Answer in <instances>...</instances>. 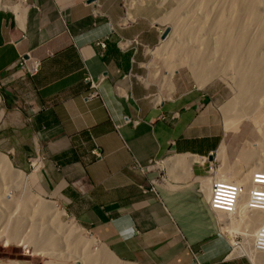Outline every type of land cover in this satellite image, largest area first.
I'll use <instances>...</instances> for the list:
<instances>
[{
	"label": "crops",
	"instance_id": "crops-1",
	"mask_svg": "<svg viewBox=\"0 0 264 264\" xmlns=\"http://www.w3.org/2000/svg\"><path fill=\"white\" fill-rule=\"evenodd\" d=\"M98 2L0 0V110L18 121L2 128L1 140L13 132L35 138L23 149L39 147L57 201L120 261L252 264L231 255L202 189L204 157L226 131L216 101L191 89L157 104L149 73L161 35L124 23L120 0ZM89 74L104 77L100 97L88 96ZM163 173L156 191H146Z\"/></svg>",
	"mask_w": 264,
	"mask_h": 264
},
{
	"label": "rangeland",
	"instance_id": "rangeland-1",
	"mask_svg": "<svg viewBox=\"0 0 264 264\" xmlns=\"http://www.w3.org/2000/svg\"><path fill=\"white\" fill-rule=\"evenodd\" d=\"M96 1L99 3L98 0ZM192 1L193 6L195 7H192L190 11L194 12L197 5L195 0ZM119 4L122 14L121 17L124 23L129 20L146 23L148 26L152 27L153 32L157 37L158 35H162L167 27H173L175 21L172 20L171 22L169 20L171 19L169 17L173 15L172 13L177 11V13L180 14H187V10H184V12L180 10L179 12L178 6L180 3L177 2V0H120ZM167 15L169 17L166 18ZM171 35L172 31L169 32L168 37ZM169 39L170 38L167 39V37L164 39L160 38L159 40L156 38L155 43L157 44L153 47V55L150 63L152 70L149 73V79L153 88L154 98L156 97L155 101L159 97H162L163 99L171 98L178 90L187 91L194 89L209 92V94L212 95V99L217 103L218 110L221 114L222 125L226 130L224 131L225 133L220 148L214 157L216 160L213 161L219 167L217 177H221L220 179L223 177L230 180L241 181V171L247 173L253 170L255 167L253 162L264 159V135H262L261 131L257 128L256 117L254 115L257 114L259 110L256 113L246 111V113L241 116H239V114L235 115L237 112L239 113L240 108L239 111L236 109V111L233 109L230 111L228 110L230 113V121L226 115L225 108L230 102L236 99L238 88L236 85L237 82L228 75L230 74L229 70H226V72L219 71L204 80H198L196 76V78L194 77L187 66L188 62L182 60L180 53H178L179 51L172 60V62H174L172 63L170 61L169 54L175 49L176 45L175 42L173 43L174 39ZM167 41L168 45L166 44ZM177 49L178 48H176V50ZM173 67H175L176 71H174L175 74L171 80L172 83L169 84L166 74L171 70L173 71V69H171ZM227 71L229 73H227ZM0 102H2L1 96ZM20 116L23 118V114H20ZM17 122V118L13 116L12 113H9L8 118V114L2 115L0 110V133L2 128L6 127V125L10 123L17 124ZM28 134L29 139L25 132H13L12 134L10 133L9 140L5 141L1 140L0 134V157L9 164L13 173L21 175L19 178V175L17 174L18 176L15 178L16 175L10 176L4 169L5 167L0 168V219L6 222L5 228L0 225V234H3V238L0 239V258L13 260L12 262H9V264L14 262L28 264L25 260L28 261L29 264H58L55 261L56 257L54 256H59L61 257L60 262L62 261V264H78L74 255L79 254V256L85 261L86 256L80 251L82 250L81 246L86 239L89 242L90 250L95 252L106 250V252H108L118 263L130 264L118 260L107 244L99 242L96 236L78 225L68 216L66 209L57 201L54 193H52L48 186L45 160H38V156L35 154V150L38 151L39 147L37 145L35 146L36 148L30 146L26 152L23 149L25 146L23 144L30 141L33 142V139L35 140L30 133ZM6 135L7 134L5 133V136ZM258 145L261 146L257 149L253 148ZM248 152H253L254 160L250 159L251 162L245 158ZM249 162L251 163L250 166H248ZM210 163L211 161L207 159L206 165L208 164V167ZM254 171L255 170H253V172ZM252 174L251 171L249 174L250 176L248 175L249 178ZM39 201H45L58 209V212L61 213L59 224L46 220L41 223L39 219L33 217L35 211L34 214L39 215L37 212L38 208H36V202ZM251 211L249 210L250 213H252ZM246 213L236 211V214H234L233 212L221 213L218 211L221 222V230L219 234H222L223 236L227 235L224 237L230 242L228 243L231 246L230 251L232 256H244L245 258L247 256L243 253H236L237 247L240 251L241 249L239 247L246 242L245 234L247 232L245 231L249 230L248 219L246 218L248 217V214ZM19 219L22 222V230H17L16 235H18V237H9V235L14 234L12 231L16 229L15 221ZM37 220L39 222H36ZM23 221H26L25 224ZM61 223L64 224V227L67 223L70 225L74 224V227L79 226L81 228L79 231L83 233L84 239L80 241L77 235L74 237L70 235L75 233L76 230L74 229L59 230L58 226L61 225ZM48 230L53 232L56 239L52 236H47L49 238L46 237ZM67 234L69 236H67ZM69 238L70 240H67L69 241L67 246L65 240ZM32 239L33 241H31ZM53 239L60 242L58 245L59 247L56 249L53 246ZM74 241H77L78 244H73ZM44 244L46 245L44 246ZM70 244L71 246H69ZM252 248L256 249L253 244ZM251 262L252 264H255L253 261ZM83 264H85V262Z\"/></svg>",
	"mask_w": 264,
	"mask_h": 264
},
{
	"label": "bare ground",
	"instance_id": "bare-ground-1",
	"mask_svg": "<svg viewBox=\"0 0 264 264\" xmlns=\"http://www.w3.org/2000/svg\"><path fill=\"white\" fill-rule=\"evenodd\" d=\"M195 1L197 6L194 9V12L190 11L192 7H195L193 6L192 0H177V2L180 3L178 6L179 12L180 10H182V12L187 10V14H180L176 11L175 13H172V16H166V18H171L169 19L171 22L172 20L175 21L173 27H171L172 25L170 26L172 35L170 37L167 36V39H174L173 43L175 42L176 45L175 49L169 54L170 61L172 62L176 56V53L179 51L178 53H180L182 60H184V62H188L187 66L191 70L194 77L196 76L198 80H204L219 71L226 72V70H229L230 74L228 75H230L231 78L237 82L236 85L238 88V94L236 95V99L230 102L231 104L229 103L225 108L228 119L230 117L228 110L230 111L231 109H236L239 111L240 108L239 113L237 112L235 114H239V116L246 113V111L256 113L259 110V112L254 115L256 117L255 120L257 122V128L261 131L262 135H264V0ZM166 44L168 45V41ZM176 48L178 49L176 50ZM171 69H173V71L171 70L169 73L166 71L169 84L172 83L171 80L174 77V71H176L175 67ZM229 72L227 71V73ZM163 100L164 99L162 97H159L156 100V103H162ZM259 146L261 145L255 146L253 148L257 149ZM245 158L248 161L250 159L254 160L253 152H248ZM259 161L253 162L255 165V167L253 166V170H255L254 172L259 170L264 171V159ZM0 162V168L5 167L4 169L10 176L16 175V178L19 175L18 177L20 178L21 175L18 173V175L13 173L9 167V164L1 157ZM250 162L248 163V166H250ZM253 170H251L252 173H254ZM251 171L247 173L241 171V181L230 180L223 177L222 179L241 182L245 184L244 186H246L245 190L241 194L236 211H241V213L247 212L246 214H248V217L246 218L248 219L247 222L249 230L245 231L247 232L246 234L244 233L246 236V242L239 247L241 249L240 251L237 247L236 253H243L247 255L255 264H264V250L252 248L255 232L264 221V212L259 210L251 211L250 208H247L246 206V199L250 190L249 187H251V177L249 178ZM218 178L221 177L218 176ZM205 187H209L208 180H206ZM36 204L39 215L34 214L36 212L35 211L33 213L34 218L39 219L41 223L45 220L49 222L52 221L57 224L60 223L59 217L61 213L58 212L57 208L45 201H39L36 202ZM249 210L252 213H250ZM214 211H220L221 213L226 212L221 210ZM25 222L26 221H23L24 224ZM36 222L39 221L37 220ZM5 223L6 222L0 219L1 227L5 228ZM15 225L16 229L12 231L14 234L9 235V237H18V235H16L17 230H22V222L20 219L15 221ZM65 225L67 228L61 223V225L58 226V229L61 231L74 229L76 230L75 233L70 235L73 237L77 235L80 241L84 239L83 233L79 231L81 229L79 226L74 227V224L70 225L68 223ZM68 234L67 236H69ZM47 236H52L56 239V236L53 234V232L49 230L46 233V237ZM1 238H3V234H0V239ZM67 240H70V238L65 240V243L68 246L69 241ZM31 241H33V239ZM59 243L60 242L54 240L53 246L55 249L59 247ZM73 244L77 245L78 242L74 241ZM45 245L46 244H44V246ZM69 246H71V244ZM81 247L82 250L80 249V252H82L86 258L84 261V259L80 257L79 254H75V260L78 262V264H83L84 262L85 264H121L114 260L113 257L108 252H106V250L101 252L90 250L89 242L86 239ZM54 257H56L55 261L58 264H62V261L60 262L61 257ZM12 264L23 263L14 262Z\"/></svg>",
	"mask_w": 264,
	"mask_h": 264
},
{
	"label": "built area",
	"instance_id": "built-area-1",
	"mask_svg": "<svg viewBox=\"0 0 264 264\" xmlns=\"http://www.w3.org/2000/svg\"><path fill=\"white\" fill-rule=\"evenodd\" d=\"M102 45H104V43H102ZM20 65L30 74H33L34 71H36V66H29L27 60L24 58L21 60ZM103 78L95 80L91 74L86 77L90 84L88 94L89 98L101 96V83ZM125 121L130 122L131 119L126 116ZM93 153L96 156L101 157V153L98 150H93ZM137 165L138 164L134 165V167H139ZM218 168V165L211 162L207 169V174L210 179V188L207 193L208 203L213 210H223L236 214L238 203L245 186L241 182L222 180L218 178ZM167 177L168 176L166 174H161L160 177L151 179L149 187L145 188V190L156 191V185L166 180ZM202 189H204V193H206L205 188L203 187ZM246 206L247 208H250V210H259L264 212V171L262 170L254 172L251 176V187L248 193ZM253 244L255 248L264 250V221L255 232ZM12 261L13 260L0 258V264H7ZM27 263L29 264V262Z\"/></svg>",
	"mask_w": 264,
	"mask_h": 264
},
{
	"label": "water",
	"instance_id": "water-1",
	"mask_svg": "<svg viewBox=\"0 0 264 264\" xmlns=\"http://www.w3.org/2000/svg\"><path fill=\"white\" fill-rule=\"evenodd\" d=\"M90 1H95V0H90ZM169 32H170V28L167 27V28L163 31V33H162V35H161V38H162V39L166 38V37L168 36V33H169ZM208 157H209V160H214L215 155H214V153H212V154H210Z\"/></svg>",
	"mask_w": 264,
	"mask_h": 264
},
{
	"label": "clouds",
	"instance_id": "clouds-1",
	"mask_svg": "<svg viewBox=\"0 0 264 264\" xmlns=\"http://www.w3.org/2000/svg\"><path fill=\"white\" fill-rule=\"evenodd\" d=\"M123 20V19H122ZM27 72V71H26ZM30 74V73H29ZM217 153V152H216ZM216 153H214V155H216ZM205 158V160L204 161H207V159H209V157H204ZM214 160H216L215 158H214ZM214 160H209V161H211V162H213ZM207 169H208V167H207ZM164 174V173H163ZM207 174V173H206ZM167 176H168V174H166ZM207 176V180L209 181V187H204L205 188V194H207L208 193V190H209V188H210V179H209V177H208V174L206 175ZM160 177V176H159ZM168 178V177H167ZM209 204V203H208ZM211 208V207H210ZM212 209V208H211ZM213 210V209H212ZM221 211H223V210H221ZM2 259V258H1ZM25 262H28V261H26L25 260Z\"/></svg>",
	"mask_w": 264,
	"mask_h": 264
}]
</instances>
